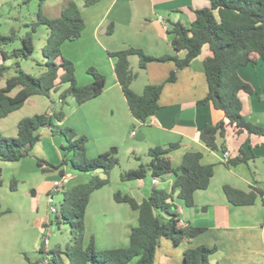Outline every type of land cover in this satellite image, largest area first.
<instances>
[{
	"label": "crops",
	"instance_id": "0c3cea01",
	"mask_svg": "<svg viewBox=\"0 0 264 264\" xmlns=\"http://www.w3.org/2000/svg\"><path fill=\"white\" fill-rule=\"evenodd\" d=\"M101 1L106 3V9L102 14L98 11L93 12V8L88 10L93 19L91 22L93 36L98 34L108 20L110 21L103 31L105 35H108L110 30L116 29L111 21L121 23L117 33L119 45L115 46V49H112L113 46H110V49L107 46H99L101 52L135 48L156 58L163 56L184 58L185 51L177 53L170 46L173 35L167 33L168 23L179 22L188 28L195 17L193 10L209 6V0H100L99 2ZM79 9L87 27L83 17L84 11L80 7ZM182 20L185 23H182ZM114 36L115 34L112 35ZM61 54L66 58L63 52ZM209 55L210 52L205 48L188 67L177 72V78L172 83L166 80L175 70L173 61L147 64L142 71L145 83L141 90L143 91L146 85H162V90L158 100L159 109L146 123L141 124L130 115L113 73L114 61L101 54L97 61L99 66L96 63L90 65L98 67L105 78L103 92L98 97L79 105L76 110L78 114L75 118L76 122L68 125L78 136L87 139L85 149L88 159L106 153L111 147H119L129 137L127 136L129 125H133L134 128H138L134 130V137L138 136L137 141L142 142L141 145L148 149L178 144V148L168 154L173 168H178L184 155L190 152L201 153V164L213 167V175L208 187L194 192L193 207L185 209L181 201H173L174 210L180 215L179 219L187 226L203 228V231L177 246L170 240L161 239L155 251L153 264H182L184 251L197 246L214 249L209 257V264H264V137L246 131L237 134L228 126L224 138L217 139L216 151L207 149L199 141V132L205 126L226 122L222 112L213 109L210 104H197L206 96L208 90L203 61ZM66 59L71 61L69 58ZM2 62L4 63L3 59ZM237 72L252 89L250 94L239 95L241 116L249 124L264 128V62L259 60L255 65L240 67ZM92 80H84L83 84H90ZM17 91L18 89L14 90L11 95ZM56 107L57 105L53 103V110ZM67 123L65 117L60 125ZM47 131L49 130H40L39 134L46 136L49 133ZM61 146V141L54 140L50 142L49 148L45 149L41 146L42 152L39 158L46 156L43 161L53 165L60 164L63 157ZM128 146L132 150L136 148L132 143ZM32 150L29 157L8 163H19L18 166H11L18 171L23 161L35 158ZM224 151L230 154L227 162L222 161L221 156ZM238 156H242L246 161L234 166L229 165V162ZM25 164V168L32 169L22 172L20 169V172L15 174V178L28 183L34 192L30 193V189L29 191L19 189L21 203L12 205L13 211L10 207H6L7 215L16 213L18 218L0 216V242L7 244V250L12 247L20 254L28 255L31 260H36L42 230L50 233L48 226L52 222L50 213L52 207L48 208L44 194L48 192L49 200H53L56 193L53 191L52 182L59 180L63 175L67 176L65 188H70L85 184L92 174L76 172L70 166H63L62 174L60 171L43 172L32 166L30 162ZM166 176L165 179H157L156 186L146 178L125 182L121 185L132 183L129 186L131 194L118 192L129 195L140 203L148 199L153 187L164 189L160 186L161 181L167 185L166 190L171 188L174 176L172 174ZM224 186L244 193L253 192L256 197L254 204L233 206L224 195ZM104 187L90 195L84 214L83 246H87L93 239L96 250L126 248L129 245L130 230L137 226L138 214L127 203L115 202L113 196L116 192L107 190L101 193ZM42 205L45 212L43 214L40 212ZM24 211L25 217L22 218Z\"/></svg>",
	"mask_w": 264,
	"mask_h": 264
},
{
	"label": "trees",
	"instance_id": "16d2710c",
	"mask_svg": "<svg viewBox=\"0 0 264 264\" xmlns=\"http://www.w3.org/2000/svg\"><path fill=\"white\" fill-rule=\"evenodd\" d=\"M41 6L47 0H38ZM100 0H83L84 7H90ZM194 20L188 28L179 22H169L168 34L173 37L170 46L175 52L185 51L184 58L177 56L151 57L140 49L129 48L109 53L114 61L113 73L121 88L131 117L144 124L159 109L158 100L162 85H146L141 94L132 91L131 85L136 79V73L131 70L129 57H138V69L145 70L150 62L175 63L166 82H175L177 72L189 66L192 60L201 55L207 48L210 55L203 61L205 79L207 83L206 96L197 102L198 105L210 104L215 110L222 112L226 122L205 126L198 135L199 141L209 150H217V139L224 138L226 128L232 127L235 133L246 131L264 137V128L246 122L241 116L240 94H250L251 86L238 75L240 67L255 65L259 60L264 62V0H209V6L193 10ZM35 26L44 25L49 33L46 39V49L43 51L45 59L38 63L40 74L31 76L19 67V60H25L33 52L32 37L28 33L19 49L10 55L1 51L4 62L13 59L15 73L6 79L5 87L0 89V119L8 117L19 110L32 96L50 98L60 85L68 87L60 92L59 111L51 114L36 115L25 118L17 124L15 138H3L0 135V161L18 162L29 157L31 150L40 140V130H49L51 135L62 136L67 145L62 147L63 157L58 165L37 159L38 166L43 172L60 171L63 166H70L79 173L92 174L85 184L65 188L62 202L56 210L57 224L68 225L71 240L64 249L45 248L41 239L37 250L39 257L31 260L24 256L27 264H153L155 251L161 239L170 240L177 246L185 240H190L203 231V228L177 226L179 213L174 210L173 198L183 203L186 208L193 207L195 191L208 187L213 175L211 165L201 164V153H186L178 168L171 166L168 154L178 148V144L167 147L155 146L148 149L150 158L147 165H140L137 169L125 171L120 175L121 182L143 180L147 176L162 180L164 176L172 174L174 182L169 190L153 187L148 199L137 202L129 195L116 192L113 196L117 203H127L137 212V226L130 230L129 245L98 251L91 239L86 247L83 246L84 214L91 193L109 183L110 171L117 165V160L108 152L93 159H87L85 144L87 139L78 136L74 130L63 126H54L52 118L59 123L65 118L63 106L68 98H72L77 106L98 97L105 84L103 75L94 69L87 73L92 76V82L79 86L75 78V67L65 59L60 51L65 42L79 39L85 27L80 9L73 0H65L58 17L48 18L37 12ZM111 31V30H110ZM16 39L14 33L8 36L0 35V46L5 47ZM12 67L0 63V81ZM18 91L11 95V93ZM224 150V149H223ZM242 156L231 160L234 166L245 162ZM101 171L105 178L96 174ZM15 182H12L11 189ZM227 201L233 206H249L255 202L253 192L244 193L229 186L223 187ZM43 238V237H41ZM214 249L197 246L184 251L182 264H209V257Z\"/></svg>",
	"mask_w": 264,
	"mask_h": 264
},
{
	"label": "rangeland",
	"instance_id": "374dc122",
	"mask_svg": "<svg viewBox=\"0 0 264 264\" xmlns=\"http://www.w3.org/2000/svg\"><path fill=\"white\" fill-rule=\"evenodd\" d=\"M73 1L84 11L83 17L86 21L87 27H85L79 39L62 44L60 51L64 53L66 58L71 59L70 62H72L75 67V78L77 84L79 86H84L83 84L84 80L92 79V76H90L87 73L89 69H94L99 74H102L99 72L98 67L94 65H90L91 63H96V65L99 66L98 64L99 62L97 61L99 60V56H101V54L103 57L105 56V58L113 60L108 55L109 53H113V52H108V53L101 52L99 46H107L108 49H110V46H113L114 48L112 49H115V46L119 45V41H117V36L119 35H117V33L120 30L121 23L119 22L117 23L115 22V20L111 21L113 22V25L116 26L117 30L114 28L109 33L111 35L109 34L105 35L103 31L105 30L106 26L110 21L108 20L107 21L108 23H106L102 27V29L98 32V34L94 37L92 32L93 24H91L93 19H92V15L89 13L88 10H91V8H93L92 9L93 12L98 11L100 12V14H102L106 9V3H103L104 1H101L92 7L86 8L83 6V0H73ZM64 3L65 0H47L41 6H39L38 0H0V35L8 36L11 33H14L16 36V39L13 42L9 43L5 47L0 46V51H3L7 55H10L13 50L21 48L22 46L21 40L24 37H26L28 33H30L32 37L33 52L31 56L25 60L18 61L19 67L23 72L36 77L40 74V69L37 64L42 63V61H49V62L52 61L51 59H45L43 54V51L46 49V39L49 33L48 28L45 27L44 25H39V26H35V29L33 30V24L37 20L36 16L39 10H41L42 14L45 15L46 17L55 18L59 16L60 14L59 12L61 11ZM133 22H135V20ZM182 23L185 22H183L182 20ZM113 34H115L114 37H112ZM0 63H3L1 57H0ZM13 63H14L13 59L12 60L9 59L6 60V62H4L6 66H10L12 68L9 70L8 73L4 75V77L0 81V89L5 87L6 79L14 75L15 67H13ZM129 63L131 70L137 74L135 81L131 85V89L133 92H136L137 94H141L142 93L141 89L143 87V84L145 83V76L142 73L143 70L138 69V57L136 55L130 56ZM67 87L68 86L66 84L60 85L57 91L53 93L50 98H46L42 96H33L29 98V101H26L22 108L15 111L7 118L0 119V135L3 138H15L17 134V124L20 120L25 118H32L36 115L51 114L53 111H59L61 108L58 99L59 94ZM53 103L57 105V107L54 110L52 108ZM78 107L79 106L75 104L72 98L67 99L66 105L63 106V112L65 114L66 119L68 120V123L63 125V127L71 128L68 125H71V123L74 124L76 122L75 118L78 115L76 113V110L78 109ZM52 122L54 126H60V123L55 118H52ZM134 130L136 131L138 130V128H134L133 125H129L127 131V136L129 135V137H127L125 141L119 145V147L117 148L111 147L107 151L117 160V165L110 171L109 183L105 185L101 193L105 191L107 192L108 190V192L115 193L120 191L122 194L130 195L131 189L129 186L132 183H129L127 185L126 184L121 185L123 184V182H121L120 180V175L125 171L137 169L141 164L147 165L149 163L150 158L147 155L148 148L145 147L144 145H141L142 142H138L135 139V137L133 138L131 137V132ZM42 135L40 134V141L33 147L32 150L33 153L32 155L35 156V158L32 157V159H29L28 161H23L24 163L19 165L21 169L19 170L21 172L30 171L32 169V168L28 169L29 167L25 168L26 166L25 162H30L32 166L34 165L37 169L39 170L41 169L40 166H38L37 164V159H40L39 157H41L39 156L40 153L42 152L41 146L42 148L45 149L49 148V144L53 140L62 142L61 149L62 147H65L67 145L65 139L58 134L51 135V133L49 132L48 135L46 136H42ZM129 143L130 144L132 143L134 146H136L135 150H132V148L128 146ZM114 150H116V153L112 154ZM42 157H43L42 159H44L46 156H42ZM49 157L51 158V156ZM18 164L19 163L0 162V216L6 215L5 216L6 218H11V219L18 218V215L16 213H11L10 215H7L6 207H10V209L13 211V209L11 208L12 205H15V203L17 202L21 203V199L18 192L19 189L26 191H29L30 189V193L34 192V190L30 188L28 183L26 182L23 183L22 182L23 180H21L20 178H15V174L20 171L19 170L16 171L14 169L15 167H11V166H18ZM50 172H55V171H50ZM96 176H98L101 179L105 178L104 174L101 171H97ZM166 177L167 176H165L164 179ZM89 180H86L85 183H87ZM146 180L152 181V178L150 176H147ZM12 182H15L13 189L10 188ZM160 184L162 188L167 189V185L164 184L162 181ZM52 187H53V182H52ZM48 195H49L48 192L44 194L45 199L47 198L48 208L49 207L58 208L62 202L61 192H57L56 194H54V198L51 201L49 200ZM173 201L180 202L176 198V196H174ZM40 212L42 214L45 213L43 212V205L40 208ZM22 213H24L23 214L24 216H22L23 218L25 217V211ZM22 213L20 215H22ZM55 214L56 213L51 214L52 222L48 226L50 233L46 231V235L50 234L48 235V240H49L48 249H55L56 247H60L61 249H64L65 245L69 243L71 240L70 230L68 225L56 223ZM41 237L42 236H40L39 238V246L42 239ZM6 246L7 244L5 245L4 242H0V264H26L24 260L25 254H20L16 249L12 247L9 250H7ZM98 251H102V250H98ZM37 256L39 257L38 253ZM32 257L33 256H31V258Z\"/></svg>",
	"mask_w": 264,
	"mask_h": 264
},
{
	"label": "built area",
	"instance_id": "2783aa9c",
	"mask_svg": "<svg viewBox=\"0 0 264 264\" xmlns=\"http://www.w3.org/2000/svg\"><path fill=\"white\" fill-rule=\"evenodd\" d=\"M134 136H135V131H132L131 132V137H134ZM221 157H222V161L223 162H227L229 160V158H230V154H229L228 151H224V152H222V156ZM66 183H67V176L63 175L59 180L53 182V191L55 193L62 192L65 189V187H66ZM152 184L154 186H156L158 184V180L157 179H153L152 180ZM50 213L51 214L56 213V208L52 207L50 209ZM177 226L179 228H184L187 225H186L185 222L180 220L178 222ZM42 237H43L42 238L43 245H44L45 248H47L49 240H48V235H46V233L44 232V229L42 230Z\"/></svg>",
	"mask_w": 264,
	"mask_h": 264
},
{
	"label": "water",
	"instance_id": "95a60500",
	"mask_svg": "<svg viewBox=\"0 0 264 264\" xmlns=\"http://www.w3.org/2000/svg\"><path fill=\"white\" fill-rule=\"evenodd\" d=\"M136 140H139V138H138V136L135 138ZM113 153H116V150H114L113 152H112V154Z\"/></svg>",
	"mask_w": 264,
	"mask_h": 264
}]
</instances>
